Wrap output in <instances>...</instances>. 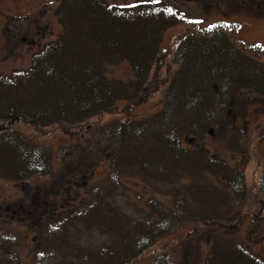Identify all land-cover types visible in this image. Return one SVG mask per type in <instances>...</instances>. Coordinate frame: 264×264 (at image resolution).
I'll return each mask as SVG.
<instances>
[{
	"label": "trees",
	"instance_id": "1",
	"mask_svg": "<svg viewBox=\"0 0 264 264\" xmlns=\"http://www.w3.org/2000/svg\"><path fill=\"white\" fill-rule=\"evenodd\" d=\"M55 8L61 33L32 54L27 69L0 72V178L6 180L24 182L51 172L50 150L17 130L15 122L28 124L38 133L56 128L65 134L118 101L139 103L154 85L152 75L166 66L160 48L165 31L188 20L182 9L167 2L119 7L106 0H58ZM12 19L19 18L12 16L7 22ZM232 34H237V25L219 21L179 36L170 58L174 69H167L162 79L159 110L128 124L111 121L104 130L105 141L116 147L110 176L117 179V167L135 168L159 181L176 183L180 194L168 208L175 210L163 212L154 221H133L110 206L100 188L94 189L78 216L87 221L93 213L104 219V230L117 234L120 249H88L78 257L75 249L66 253L70 245H61L63 237L57 230L47 232L52 245L39 253V264H129L187 217V201L201 204L196 210L199 214L208 209L218 214L216 208L207 206L219 202L218 194L205 196V188L185 183L184 177L216 176L238 203L244 200L241 170L230 168L215 154L188 151L182 141L201 138L210 131L227 139L229 127L250 106H264V62L256 49L264 47L235 40ZM118 61H126L130 67L127 81L109 79L105 74L104 67ZM242 134L238 130L229 147L242 155L243 164ZM258 190L264 205V161ZM7 245L0 242V247ZM60 252L67 257L54 262L50 256ZM10 255L9 262L14 263L15 253ZM207 255L205 264H264L239 247L217 240ZM151 264L169 263L165 254H159Z\"/></svg>",
	"mask_w": 264,
	"mask_h": 264
},
{
	"label": "rangeland",
	"instance_id": "2",
	"mask_svg": "<svg viewBox=\"0 0 264 264\" xmlns=\"http://www.w3.org/2000/svg\"><path fill=\"white\" fill-rule=\"evenodd\" d=\"M57 1L0 0L1 73L27 69L32 54L61 33L62 25L55 13ZM106 1L116 6L126 2ZM167 3L182 9L188 20L165 31L160 48L165 53L166 66L156 76L152 75L154 85L147 89L146 96L139 103L130 105L118 101L107 112H101L80 126L69 129L67 134L56 128L38 133L28 124L15 122L17 130L50 150L51 172L45 178L32 176L24 182L0 178V242L3 240L10 244L0 247V264H39V253L47 251L52 245L47 232L57 230H61L59 234L63 237L61 245H70L66 253L75 249L78 257L88 249L108 247L119 250L121 243L117 234L104 230V219L92 213L90 215L93 218L88 216L87 222L78 216V210L91 199L92 192L97 188L107 195L110 206L119 209L122 215L133 221L141 218L154 221L168 210H175L168 208L173 206L176 195L180 194V191L177 194L176 183L159 181L135 168L121 170L117 167V179L110 176L116 147L105 141V127L115 120L128 124L135 119H144L159 110L162 79L167 69H174L170 58L183 33L226 21L237 25V34H232L233 39L264 47V0ZM12 16L19 19L7 22V18ZM256 49L262 52L257 57L264 62V49ZM104 68L109 79L127 81L130 78V67L126 61H118ZM240 129L243 132L242 140L245 139L242 143L246 155L243 164L242 155L229 147V142L234 140ZM262 136L264 106H250L245 116L229 127L227 139L217 138L213 131L195 138L191 143L184 138L182 141L186 150L210 156L215 154L230 168L243 172L246 185L244 200L238 203L216 176L205 174L201 178L184 177L185 183L205 188V196L211 192L218 194L219 202L214 207L207 205L208 208H216L218 214H211L209 209L199 214L196 210L201 204L194 205L190 200L187 201L190 204L187 205V217L178 221L171 232L129 264H151L159 254H165L169 264H205L214 240L239 247L251 257L264 262V205L258 190V178L264 161ZM74 210L78 212L70 215ZM158 211L161 214L158 215ZM212 217L223 228L212 221ZM61 245L59 248L64 249ZM10 253H15L14 263L9 262ZM66 253L60 252L50 258L54 262H61L67 257Z\"/></svg>",
	"mask_w": 264,
	"mask_h": 264
},
{
	"label": "flooded vegetation",
	"instance_id": "3",
	"mask_svg": "<svg viewBox=\"0 0 264 264\" xmlns=\"http://www.w3.org/2000/svg\"><path fill=\"white\" fill-rule=\"evenodd\" d=\"M123 1H126V2L124 4H122L121 7H131V6L147 4V3H155V4L157 3L158 4V3H162V2H189V1H193V0H123ZM127 2L129 4H126ZM174 8H176V7H174Z\"/></svg>",
	"mask_w": 264,
	"mask_h": 264
},
{
	"label": "water",
	"instance_id": "4",
	"mask_svg": "<svg viewBox=\"0 0 264 264\" xmlns=\"http://www.w3.org/2000/svg\"><path fill=\"white\" fill-rule=\"evenodd\" d=\"M192 141L191 140H189V143H191Z\"/></svg>",
	"mask_w": 264,
	"mask_h": 264
}]
</instances>
